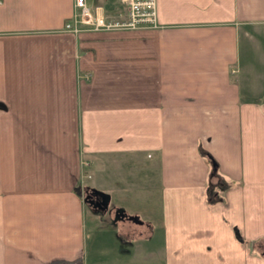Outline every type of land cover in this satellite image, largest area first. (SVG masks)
<instances>
[{
    "label": "crops",
    "instance_id": "0c3cea01",
    "mask_svg": "<svg viewBox=\"0 0 264 264\" xmlns=\"http://www.w3.org/2000/svg\"><path fill=\"white\" fill-rule=\"evenodd\" d=\"M156 2L0 0V264H264V0Z\"/></svg>",
    "mask_w": 264,
    "mask_h": 264
},
{
    "label": "built area",
    "instance_id": "2783aa9c",
    "mask_svg": "<svg viewBox=\"0 0 264 264\" xmlns=\"http://www.w3.org/2000/svg\"><path fill=\"white\" fill-rule=\"evenodd\" d=\"M156 3V0H119L118 14L106 16L91 9L86 0H74V12L65 22V28L74 32L84 26L92 30L157 28Z\"/></svg>",
    "mask_w": 264,
    "mask_h": 264
},
{
    "label": "trees",
    "instance_id": "16d2710c",
    "mask_svg": "<svg viewBox=\"0 0 264 264\" xmlns=\"http://www.w3.org/2000/svg\"><path fill=\"white\" fill-rule=\"evenodd\" d=\"M204 153L207 155V158H209L210 160H211V158L209 157L210 155H209V152L207 151V150H204ZM214 168V167H213ZM214 170L212 169L211 170V173L212 174H214V172H213ZM213 176V175H212Z\"/></svg>",
    "mask_w": 264,
    "mask_h": 264
},
{
    "label": "water",
    "instance_id": "95a60500",
    "mask_svg": "<svg viewBox=\"0 0 264 264\" xmlns=\"http://www.w3.org/2000/svg\"><path fill=\"white\" fill-rule=\"evenodd\" d=\"M212 159V158H211ZM212 163H213V166L215 165V162H214V160L212 159Z\"/></svg>",
    "mask_w": 264,
    "mask_h": 264
}]
</instances>
